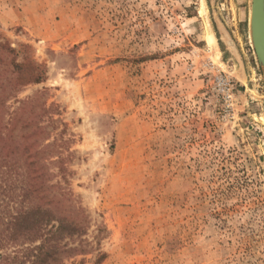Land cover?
I'll use <instances>...</instances> for the list:
<instances>
[{
  "label": "rangeland",
  "instance_id": "374dc122",
  "mask_svg": "<svg viewBox=\"0 0 264 264\" xmlns=\"http://www.w3.org/2000/svg\"><path fill=\"white\" fill-rule=\"evenodd\" d=\"M250 3L0 0V37L45 73L18 99L45 89L59 107L68 184L90 218L92 252L65 264L98 251V264H264Z\"/></svg>",
  "mask_w": 264,
  "mask_h": 264
},
{
  "label": "trees",
  "instance_id": "16d2710c",
  "mask_svg": "<svg viewBox=\"0 0 264 264\" xmlns=\"http://www.w3.org/2000/svg\"><path fill=\"white\" fill-rule=\"evenodd\" d=\"M44 74L35 62L19 61L0 37V250H14L12 257L1 252L0 264H65L92 252L89 214L69 187L61 157L69 139L59 107L47 105L45 89L18 99ZM96 257L98 264L105 254Z\"/></svg>",
  "mask_w": 264,
  "mask_h": 264
},
{
  "label": "water",
  "instance_id": "95a60500",
  "mask_svg": "<svg viewBox=\"0 0 264 264\" xmlns=\"http://www.w3.org/2000/svg\"><path fill=\"white\" fill-rule=\"evenodd\" d=\"M251 41L258 67L264 75V0H251Z\"/></svg>",
  "mask_w": 264,
  "mask_h": 264
},
{
  "label": "bare ground",
  "instance_id": "6f19581e",
  "mask_svg": "<svg viewBox=\"0 0 264 264\" xmlns=\"http://www.w3.org/2000/svg\"><path fill=\"white\" fill-rule=\"evenodd\" d=\"M203 10V8H202ZM204 11V10H203ZM250 17H251V8H250ZM251 19V18H250ZM250 19H249V36H250V40H251V30H250ZM213 35V34H212ZM211 35V33H207L206 34V42H207V45L211 48H214L215 47V42H214V38L213 36ZM251 44H252V41H251ZM217 52V51H216ZM218 53V52H217Z\"/></svg>",
  "mask_w": 264,
  "mask_h": 264
}]
</instances>
